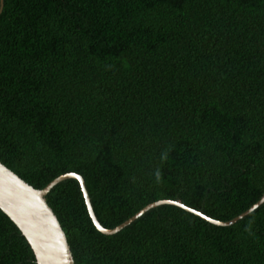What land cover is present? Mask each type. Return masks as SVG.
<instances>
[{
	"label": "trees",
	"instance_id": "trees-1",
	"mask_svg": "<svg viewBox=\"0 0 264 264\" xmlns=\"http://www.w3.org/2000/svg\"><path fill=\"white\" fill-rule=\"evenodd\" d=\"M0 163L36 190L81 176L107 230L168 200L239 217L264 197V0H3ZM46 202L75 264H264V204L106 236L77 181ZM34 257L0 210V264Z\"/></svg>",
	"mask_w": 264,
	"mask_h": 264
},
{
	"label": "water",
	"instance_id": "water-1",
	"mask_svg": "<svg viewBox=\"0 0 264 264\" xmlns=\"http://www.w3.org/2000/svg\"><path fill=\"white\" fill-rule=\"evenodd\" d=\"M0 14L3 8L1 0ZM66 180L79 183L89 217L95 229L106 236L116 235L151 209L160 206H173L193 214L203 221L217 227H229L251 214L264 204V197L239 217L223 223L213 220L204 214L186 207L180 202L159 201L148 205L131 219L118 227L107 230L98 222L83 178L75 173L58 177L42 190H36L21 180L16 174L0 163V210L18 228L34 253L36 264H75L67 242L66 235L52 209L46 202L47 195L58 184ZM183 205V207H181ZM191 209V211H189ZM199 213V215H197ZM99 225V228L97 227ZM103 229V231H101Z\"/></svg>",
	"mask_w": 264,
	"mask_h": 264
},
{
	"label": "snow or ice",
	"instance_id": "snow-or-ice-1",
	"mask_svg": "<svg viewBox=\"0 0 264 264\" xmlns=\"http://www.w3.org/2000/svg\"><path fill=\"white\" fill-rule=\"evenodd\" d=\"M181 207H183V205H181ZM189 211H191V209H189ZM197 215H199V213H197ZM97 227L99 228V225H97ZM101 231H103V229H101Z\"/></svg>",
	"mask_w": 264,
	"mask_h": 264
}]
</instances>
